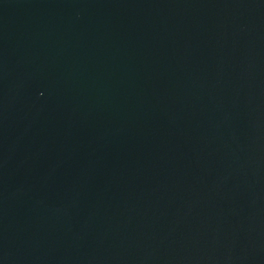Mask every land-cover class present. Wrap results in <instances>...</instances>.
<instances>
[{
    "label": "water",
    "instance_id": "obj_1",
    "mask_svg": "<svg viewBox=\"0 0 264 264\" xmlns=\"http://www.w3.org/2000/svg\"><path fill=\"white\" fill-rule=\"evenodd\" d=\"M0 264H264V0H0Z\"/></svg>",
    "mask_w": 264,
    "mask_h": 264
}]
</instances>
